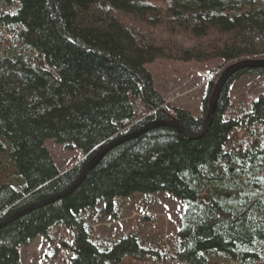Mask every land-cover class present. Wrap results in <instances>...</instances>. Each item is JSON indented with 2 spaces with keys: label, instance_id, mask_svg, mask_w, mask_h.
<instances>
[{
  "label": "trees",
  "instance_id": "obj_1",
  "mask_svg": "<svg viewBox=\"0 0 264 264\" xmlns=\"http://www.w3.org/2000/svg\"><path fill=\"white\" fill-rule=\"evenodd\" d=\"M3 1L13 9L0 13V26L43 64L24 54L0 57V222L66 190L105 143L147 123L173 116L202 131L206 114L169 107L155 90L146 65L157 58L220 59L221 67L264 58V0ZM246 74L264 77V67L229 78L202 137L154 127L109 150L70 194L0 228V264H22L20 248L48 238L56 225L70 232L63 243L69 264H121L151 254L135 235L101 248L82 214L102 200L113 215L117 197L158 192L184 205L174 264H216L209 254L264 264V139L255 142L264 134V93L228 114L232 85ZM135 98L149 109L138 122ZM237 130L251 137L245 148L234 141ZM47 139L85 158L60 171Z\"/></svg>",
  "mask_w": 264,
  "mask_h": 264
},
{
  "label": "rangeland",
  "instance_id": "obj_2",
  "mask_svg": "<svg viewBox=\"0 0 264 264\" xmlns=\"http://www.w3.org/2000/svg\"><path fill=\"white\" fill-rule=\"evenodd\" d=\"M17 3V2H16ZM16 3L13 2L15 6ZM19 4L17 3V7ZM13 6L0 2V13L12 11ZM0 57H14L24 54L29 60L43 64V59L33 49L12 43L6 29L0 26ZM221 60L209 62H185L180 60L157 58L146 65L153 78V86L169 107L189 110L196 117L206 114L204 101L211 96L208 93L210 82L218 80L221 72L229 65L221 67ZM264 93V77L246 74L232 85L231 108L228 114H235L239 109L248 107L259 95ZM135 112L138 122L149 112L142 98H135ZM234 141L240 148L247 146L251 139L241 130L234 132ZM264 139V134L255 138L257 144ZM45 147L52 155L60 171H65L85 158L78 149H68L53 139L45 141ZM115 214L104 212L102 200L99 204L82 214L90 226L93 241L101 248H109L115 241L127 235H135L140 246L151 252L141 258L127 256L121 264H174L180 249L179 232L182 228L183 203L166 192L154 194L135 193L128 197H117ZM71 235L63 225L54 226L48 238L38 237L29 245L20 248L22 264H69V255L63 247ZM216 264H232L226 256L209 254Z\"/></svg>",
  "mask_w": 264,
  "mask_h": 264
},
{
  "label": "water",
  "instance_id": "obj_3",
  "mask_svg": "<svg viewBox=\"0 0 264 264\" xmlns=\"http://www.w3.org/2000/svg\"><path fill=\"white\" fill-rule=\"evenodd\" d=\"M257 67H264V58L261 59H243V60H237L231 62L229 65H227L224 70L221 72L217 82L215 83V86L211 92V96L209 98L207 111H206V119L204 128L200 132H192L185 127H183L177 120L171 116V118L167 121H152L150 123H147L145 126H143L141 129L137 131H133L127 134H124L122 136L116 137L112 140H110L108 143H105L101 148H99L92 157L87 161V163L84 165L79 177L76 179L74 183H72L66 190L63 192L52 196L50 198H47L45 200H42L36 204H33L27 208H24L20 211H17L9 216H7L5 219H3L0 222V228H2L4 225L8 224L9 222L16 220L17 218L23 216L24 214L35 210L39 207L45 206L49 203L55 202L59 200L60 198L70 194L73 190H75L79 184L83 181L86 174L94 168L100 160L105 156V154L111 150L113 147L117 146L118 144H121L122 142L129 140L131 138H135L140 136L141 134L145 133L146 131L158 127V126H171L178 130L180 133H182L185 137L189 139H198L202 137L208 128L210 127L213 119V114L216 111L217 107V101L219 98V94L225 85V83L231 78L235 73H237L240 70L246 69V68H257Z\"/></svg>",
  "mask_w": 264,
  "mask_h": 264
}]
</instances>
